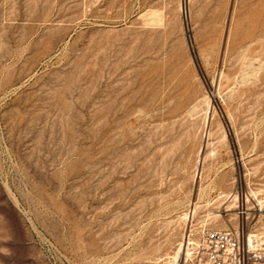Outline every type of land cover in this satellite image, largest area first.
Returning <instances> with one entry per match:
<instances>
[{
    "label": "rangeland",
    "instance_id": "obj_1",
    "mask_svg": "<svg viewBox=\"0 0 264 264\" xmlns=\"http://www.w3.org/2000/svg\"><path fill=\"white\" fill-rule=\"evenodd\" d=\"M242 224L264 250V0H0V264Z\"/></svg>",
    "mask_w": 264,
    "mask_h": 264
},
{
    "label": "built area",
    "instance_id": "obj_2",
    "mask_svg": "<svg viewBox=\"0 0 264 264\" xmlns=\"http://www.w3.org/2000/svg\"><path fill=\"white\" fill-rule=\"evenodd\" d=\"M248 225L204 231L190 246L184 264H263V242ZM254 236V237H252Z\"/></svg>",
    "mask_w": 264,
    "mask_h": 264
},
{
    "label": "bare ground",
    "instance_id": "obj_3",
    "mask_svg": "<svg viewBox=\"0 0 264 264\" xmlns=\"http://www.w3.org/2000/svg\"><path fill=\"white\" fill-rule=\"evenodd\" d=\"M214 116H215V114L213 112H211L210 114H207L206 119H205V127L207 129V132H206V135H205V141H204L205 142V145H204V147L205 146L207 147V143H208V141H209V139L211 137V133L209 131V128L211 127L212 120L214 119L213 118ZM204 147H203V149H204ZM204 150L203 151H200L201 152L200 154L202 155V159H203V155L205 154L204 153ZM200 158H201V156H200ZM203 162L204 161L200 162V169L197 168V169H199V171H198V178H203V174H202V171H203ZM226 196H228V195H226ZM190 212H191V214H186L185 215V217L187 219L189 218V220H191V218L193 217V215H195V213H196V207L192 211H190ZM215 220H217V217L215 218ZM252 237H254V236H252ZM255 237L258 238L257 235ZM183 240L184 241L180 242V244H179V246H178V248H177V250L175 252L174 260H175L176 264H179L180 263V260L183 258V256L185 258V255L187 256V254H189V252H190V249L189 248H190V246L192 244H194V242L192 241V239L190 238L189 235H187Z\"/></svg>",
    "mask_w": 264,
    "mask_h": 264
}]
</instances>
